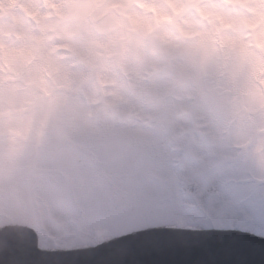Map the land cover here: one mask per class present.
<instances>
[{
    "label": "rangeland",
    "instance_id": "374dc122",
    "mask_svg": "<svg viewBox=\"0 0 264 264\" xmlns=\"http://www.w3.org/2000/svg\"><path fill=\"white\" fill-rule=\"evenodd\" d=\"M11 224L41 248L162 225L264 236V0H0Z\"/></svg>",
    "mask_w": 264,
    "mask_h": 264
},
{
    "label": "water",
    "instance_id": "95a60500",
    "mask_svg": "<svg viewBox=\"0 0 264 264\" xmlns=\"http://www.w3.org/2000/svg\"><path fill=\"white\" fill-rule=\"evenodd\" d=\"M0 244L6 249H0V264H62L65 260L84 253L83 250L58 253L38 250L36 235L29 228L23 226L12 225L0 228ZM103 244H238L233 248H223L222 252L219 251L220 256H213L214 252L202 245H196L195 250L205 253L201 255L205 264H216L221 260L234 261L236 264H264V237L238 229L160 228L159 230L138 232L126 238L114 239ZM246 245L247 247H245ZM164 253L170 260H176L179 257L188 260L189 257H183L181 252L176 249L164 250ZM116 259L117 256H114L113 260ZM198 260L200 261L201 257ZM90 264L105 263L99 261ZM158 264L165 263L162 261Z\"/></svg>",
    "mask_w": 264,
    "mask_h": 264
},
{
    "label": "clouds",
    "instance_id": "9594fccd",
    "mask_svg": "<svg viewBox=\"0 0 264 264\" xmlns=\"http://www.w3.org/2000/svg\"><path fill=\"white\" fill-rule=\"evenodd\" d=\"M224 25L225 30L229 33L235 32L242 34L246 30V22L242 17L226 16Z\"/></svg>",
    "mask_w": 264,
    "mask_h": 264
},
{
    "label": "bare ground",
    "instance_id": "6f19581e",
    "mask_svg": "<svg viewBox=\"0 0 264 264\" xmlns=\"http://www.w3.org/2000/svg\"><path fill=\"white\" fill-rule=\"evenodd\" d=\"M210 219V222H213V219L212 218H209ZM215 225L214 224H211L209 227H213L214 229H217L214 227ZM86 248L85 246H80V247H75L74 249H84ZM45 249V248H43ZM64 249H60L59 247L57 248H47L46 250H43V252H49V253H58V252H62Z\"/></svg>",
    "mask_w": 264,
    "mask_h": 264
}]
</instances>
